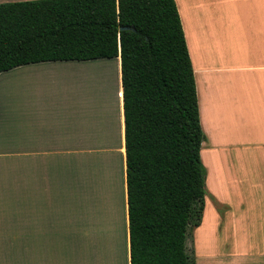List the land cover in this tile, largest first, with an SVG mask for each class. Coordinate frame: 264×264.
Returning a JSON list of instances; mask_svg holds the SVG:
<instances>
[{
	"label": "crops",
	"instance_id": "1",
	"mask_svg": "<svg viewBox=\"0 0 264 264\" xmlns=\"http://www.w3.org/2000/svg\"><path fill=\"white\" fill-rule=\"evenodd\" d=\"M24 1L35 0L0 3ZM175 3L205 135L200 154L207 190L218 202L230 203L227 196H234L239 208L231 219L240 238L257 234L256 230L264 231V0ZM87 68L111 71L100 74L98 88L85 73ZM3 91L7 94L0 98V229L16 225L20 264H109L102 245L86 241L81 231L83 205L94 196L102 203L106 200L109 222L122 235L115 247L117 261L111 264H130L120 58L18 66L0 73V96ZM96 94L99 97L92 96ZM78 157L100 160L95 175L90 166L87 181L83 173L78 180L71 171ZM213 212L205 203L194 234L199 254L214 253ZM243 237L233 247L243 251L236 257L245 254Z\"/></svg>",
	"mask_w": 264,
	"mask_h": 264
},
{
	"label": "trees",
	"instance_id": "2",
	"mask_svg": "<svg viewBox=\"0 0 264 264\" xmlns=\"http://www.w3.org/2000/svg\"><path fill=\"white\" fill-rule=\"evenodd\" d=\"M116 57L130 264H192L186 248L205 208V135L175 0L0 3V73ZM9 228L0 229V264H20V235Z\"/></svg>",
	"mask_w": 264,
	"mask_h": 264
},
{
	"label": "rangeland",
	"instance_id": "3",
	"mask_svg": "<svg viewBox=\"0 0 264 264\" xmlns=\"http://www.w3.org/2000/svg\"><path fill=\"white\" fill-rule=\"evenodd\" d=\"M111 70V69H110ZM20 91V92H19ZM19 91H17L19 97L22 93V91L19 89ZM25 93V92H24ZM7 93H5L4 91L1 93L0 98H3ZM8 100L7 98H5V101ZM6 118V117H3ZM80 160L79 166H77V168H75L74 166V160H72V164H70L71 166V171L72 173L75 170V175L77 174L76 178L79 180L80 175H84V168H83V163H84V157H78ZM204 159V156L201 157ZM202 159V162L204 164V160ZM224 162L227 161V157H223ZM87 160L92 162V169H93V174L95 175V169H94V165H95V158L94 157H87ZM90 166V165H89ZM206 168V167H205ZM88 174V172H87ZM81 180V178H80ZM206 187V195H205V203H207V205L210 206L211 211L214 214L213 210L216 213V221H215V229L213 230L214 233L212 234V242L210 244L211 248L214 249V253L212 254V251L210 253L207 254L203 253V254H199L196 251V246H195V242L193 240V242H191V244L188 245L187 249V254L189 255L190 258V262L192 264H219L218 261L221 262H230L234 257H236L238 254H242L243 251L241 252L240 250H235L233 249L235 242L237 241V239L241 240V238L243 237H239L240 233L237 232L235 230V228H233V226L235 227V221L233 219H231V215L232 212H236L235 208H239V206L234 205V196L233 195H229L227 196L228 198V202H218V200L210 195L209 191L207 190V186ZM241 190L243 192V187H241ZM227 195V193H225ZM77 200V198L75 199ZM232 201V202H231ZM97 205V203L95 204ZM232 205V208H234V210L230 209ZM107 208V207H106ZM230 210L231 213H228V217H227V221L225 219V215L227 212H229ZM239 213V212H237ZM79 220V219H78ZM75 223H77V221ZM97 221V220H96ZM104 224L105 226H108L109 230H104L103 232H100L98 237H100L101 239V243L99 245H102V247L105 250V255H103L107 260L106 263L111 264L114 261H117V257H116V252H115V247L117 245V243L122 239V235L120 230L117 231L116 233V227H113L112 224H110L109 222V210L107 208L106 210V214H104ZM252 221V220H250ZM225 222H226V226H225ZM79 223V222H78ZM92 222H86L85 220H83V222L81 224H83L84 230H81L82 233L85 235V229H86V225H90ZM95 220L93 221V226H96L95 224ZM99 226H102L100 223L98 224ZM225 226V229H224ZM245 226V225H244ZM16 225H11L10 224V230H16ZM196 229H194L192 231V234L194 235ZM257 234L254 235H248L247 237H243V243L245 244V246H247V248H245L244 255H239L238 257H236V259L228 264H264V258L262 257L264 255V253L262 252L263 250V246L264 243L262 242V238L264 235H261L262 230H256ZM116 233V235H114ZM225 233V235H224ZM235 234L237 236H232L230 234ZM238 233V234H236ZM191 234V235H192ZM123 236H124V232H123ZM241 236V235H240ZM191 238H193L191 236ZM14 241V240H12ZM78 249L80 250V254L82 253V246L80 245L78 247ZM2 259H0L1 261ZM83 260V259H82ZM103 261H105V259L103 258ZM220 264H225V263H220Z\"/></svg>",
	"mask_w": 264,
	"mask_h": 264
},
{
	"label": "bare ground",
	"instance_id": "4",
	"mask_svg": "<svg viewBox=\"0 0 264 264\" xmlns=\"http://www.w3.org/2000/svg\"><path fill=\"white\" fill-rule=\"evenodd\" d=\"M76 68V67H75ZM84 71H86L85 73H87L88 75H92L90 78L92 79V81L94 83H98V88L100 87V84L102 83V78H101V75L100 74H104L105 71L106 73L107 72H110L111 70L110 69H106V68H100V70L98 71V69H91V68H87V69H84ZM100 72V73H99ZM104 87V86H103ZM98 88H95L94 86V89H98ZM93 89V90H94ZM92 90V91H93ZM88 96V91H86V97ZM94 96L95 98L99 97V94H96V95H92ZM109 98V97H108ZM114 102V101H113ZM98 161L100 160H97L95 162L96 165H98ZM109 161V160H108ZM79 163H80V160L78 158L77 160V164L79 166ZM111 163H115V162H111ZM92 166V162L88 161V160H85L84 163H83V168L85 169L84 170V180H89V173L87 174V171H89V168L90 166ZM96 165H95V171L96 170ZM106 165H105V169H106ZM113 167L115 168V172L116 171V166L115 164H113ZM101 170V169H100ZM108 170V169H107ZM109 171V175L110 176V171L111 170H108ZM107 172V171H106ZM108 173V172H107ZM113 173V172H112ZM111 177V176H110ZM109 189V188H108ZM114 192V191H113ZM110 193V192H109ZM106 196V195H105ZM110 196V195H109ZM105 198V197H104ZM110 198V197H109ZM105 201L106 200H103L104 203H102L100 201V199L97 197V196H94L92 199L90 198V201H89V198H86V201L83 205V209H82V215H83V218L86 222H92L90 225H86V229H85V240L86 241H95L97 240V242H99V244L101 243V239L100 237H98L99 233L100 232H103L104 230H109L108 226H105L104 224V214L107 210V208L105 207ZM97 203V205H95ZM110 203V202H109ZM107 204V203H106ZM95 220V224L96 226H93V221ZM97 220V221H96ZM101 224L102 226H99L98 224ZM99 238V239H98Z\"/></svg>",
	"mask_w": 264,
	"mask_h": 264
},
{
	"label": "water",
	"instance_id": "5",
	"mask_svg": "<svg viewBox=\"0 0 264 264\" xmlns=\"http://www.w3.org/2000/svg\"><path fill=\"white\" fill-rule=\"evenodd\" d=\"M126 29L125 27H122L121 30Z\"/></svg>",
	"mask_w": 264,
	"mask_h": 264
}]
</instances>
